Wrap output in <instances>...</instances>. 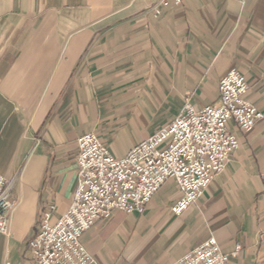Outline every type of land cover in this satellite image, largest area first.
Instances as JSON below:
<instances>
[{
	"label": "crops",
	"instance_id": "obj_1",
	"mask_svg": "<svg viewBox=\"0 0 264 264\" xmlns=\"http://www.w3.org/2000/svg\"><path fill=\"white\" fill-rule=\"evenodd\" d=\"M0 0V173L11 185L0 264H34L28 242L48 205L77 187L78 138L97 133L116 157L186 102H219L231 69L264 112V0ZM194 205L167 181L142 213L116 210L83 236L97 264H171L215 236L229 264H264V118Z\"/></svg>",
	"mask_w": 264,
	"mask_h": 264
},
{
	"label": "built area",
	"instance_id": "obj_2",
	"mask_svg": "<svg viewBox=\"0 0 264 264\" xmlns=\"http://www.w3.org/2000/svg\"><path fill=\"white\" fill-rule=\"evenodd\" d=\"M184 1L164 0L163 4L178 6ZM219 91L216 104L196 109L186 102L174 119L124 157L114 156L97 133L81 135L73 201L58 217L52 204L43 211L28 242L34 264H97L83 242L84 234L116 210L142 213L169 180L180 191L171 211L179 215L194 205L240 145L229 122L250 131L264 118V112L247 99L249 83L238 70L224 75ZM12 207L11 185L0 173V237L10 233ZM171 264H229V254L210 236Z\"/></svg>",
	"mask_w": 264,
	"mask_h": 264
}]
</instances>
